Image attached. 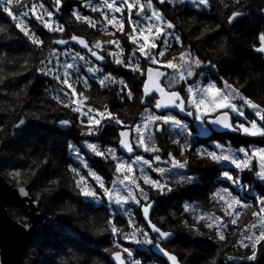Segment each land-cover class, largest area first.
<instances>
[{"label": "snow or ice", "instance_id": "6c2138e0", "mask_svg": "<svg viewBox=\"0 0 264 264\" xmlns=\"http://www.w3.org/2000/svg\"><path fill=\"white\" fill-rule=\"evenodd\" d=\"M171 2L156 0L154 4L153 0L146 3L140 0H97L94 6L93 0H84L83 3L77 0V7L72 11L75 19L95 29L97 23L89 16L81 15L80 9L100 13L106 23L99 30L113 37L90 42L77 34L64 38L66 29L55 19L56 14L62 11L64 0H51L48 6L46 0H39L30 7L22 0H0L15 29L36 50L42 53L45 47L50 49L30 70L49 77L54 83L45 92L51 93L50 99L57 105L74 114L71 120L58 119L57 123L69 129L78 124L80 129L82 139L64 145L65 152L72 153L77 162L76 166L65 165L77 197L101 206L115 205L123 212V217L118 218L104 207V223L98 229L100 234L106 233L110 237L112 247L104 251L109 253L113 264H156L159 257L149 254L153 248L162 255L164 264H186L187 257L168 248L175 233L164 229L165 217L154 222L153 210L158 203L157 197L170 198V194L178 191L173 184L188 185L193 189L199 187L197 180L201 178L188 174L195 171L190 157L206 162V167L211 168L217 177H222L217 184L225 186L213 185L205 199L210 200L223 215L201 211L199 205L186 202L181 206L182 215H190L191 223L188 219H181L180 223L196 235H203L201 229H207L225 247L231 244L232 247L238 245L250 250L249 254L228 259L256 261L258 252H264V146H261L264 145V100L256 102L245 94L244 84L230 82L220 76L217 64L195 54L192 45L185 46L182 36L176 33V24L167 18L161 7H157L166 8ZM191 3L197 9L212 8L211 0H191ZM14 7L27 10L15 15ZM28 17H32L48 33H60L61 37L46 42L37 34L36 27L30 26ZM241 18L242 13L232 11L225 19L235 25L241 22ZM126 23L129 25L127 30ZM109 25L112 31H108ZM2 31L5 29L0 28ZM117 32L123 34L126 44L116 37ZM257 40L254 50L264 55V31L257 34ZM70 42H75L81 50L70 46ZM174 43L181 50L169 57L167 53ZM126 47L130 50L126 51ZM106 60L130 70V78L113 74L114 70L100 63ZM24 68L29 70L27 62ZM261 74L264 78V66ZM132 81H137L136 88L142 91L136 92ZM0 83H3L2 79ZM94 86L106 89L122 102L138 101L142 107L139 119L135 123H125L110 110L108 103L93 106L85 92ZM249 110L253 118L247 114ZM180 113L184 114L183 117ZM188 117L197 122L204 133L211 131V126H216L226 132L258 138L259 143L233 149L228 141L229 147L226 148L225 143L214 136L194 143L189 139L194 130ZM111 125L119 129L118 145L130 154L127 159L117 154V147L106 146L102 141ZM26 126L25 119L18 118L12 127L23 130ZM164 137H167L165 143L168 147L162 148L157 141ZM196 143L200 146L197 147ZM83 149L114 162V171L108 180L94 169ZM141 150L143 154H137ZM41 163L46 164L47 157ZM224 163L232 167L228 170L219 167ZM175 169L187 171L180 174L174 172ZM9 175L21 184L16 189L17 207L24 210L25 202L39 206L40 200H33L30 196L29 189L34 184L22 182L20 170H14ZM32 177L35 181L37 171H33ZM49 183L56 184L58 180H49ZM253 188L255 192L251 202H248L247 193ZM153 192L156 196L151 194ZM240 192L245 195L241 196ZM132 205H135V210ZM246 215L250 216L247 222L242 219ZM120 224L123 226L118 227ZM231 226L236 227L229 231ZM23 227L31 229L32 225L24 224ZM230 237L237 238L233 242ZM125 241L129 243L125 245ZM141 245L148 246L149 252L136 247ZM210 264H217V261L213 259Z\"/></svg>", "mask_w": 264, "mask_h": 264}, {"label": "trees", "instance_id": "16d2710c", "mask_svg": "<svg viewBox=\"0 0 264 264\" xmlns=\"http://www.w3.org/2000/svg\"><path fill=\"white\" fill-rule=\"evenodd\" d=\"M46 3L49 5L50 0H46ZM211 4V9H197L190 5L172 2L166 8L159 5L157 7H161L167 18L172 19L176 24V32L182 36L185 46L192 45L195 54L217 64L220 76L230 82L238 81L240 84H244L245 94L256 102L264 100V78L261 74L264 55L254 50V45L258 43L257 34L264 31V0H211ZM76 7L77 0H64L62 11L56 14L57 22L64 25L66 29L64 38H67V35L77 34L86 37L90 42L94 41L97 36L92 28H89L88 24L82 20L77 21L72 15V11ZM232 11L243 13L240 23L232 25L226 22V16L230 15ZM81 15H87V12L81 11ZM31 22L36 27L37 34L46 42L50 39L60 38L62 35L48 33L34 21ZM0 28L5 29L0 32V79L3 80V83H0V129H2L0 131V171H5L8 169V165L12 164V171L27 170L25 172H31L26 177L21 175L26 179L24 181L30 183L33 181V171H37V175L41 176L42 173L39 172V169L43 168L44 174L41 178L46 183H49V180H58L56 185L71 189L69 184L71 182L66 172L63 173L66 171L65 165L71 163L67 159L63 161V156L53 145L54 142H58L65 131L68 132L75 126L73 124L72 128L62 131L56 125L58 119L71 120L74 114L70 110L64 109L62 105H57L50 99L51 93L45 92V89L54 82L49 77L41 76L30 70L38 59L47 55L50 49L45 47L42 53L36 50L15 29L14 22L3 11L2 3H0ZM202 32L204 35H201ZM198 37L199 39H197ZM107 61L109 63V60ZM26 62L29 65L27 71L24 68ZM123 76L130 78V70L123 71ZM132 83L136 84L137 81H132ZM134 90L138 93L142 91L136 86ZM85 95L89 96L93 106H102L108 103L117 108L120 119L130 123L138 120L139 112L142 109L138 101L118 103L106 89H99L95 86L92 90L86 91ZM18 118H24L26 121L27 126L23 130L12 127L17 123ZM118 130L115 125H111L107 129L108 134L115 139L118 138ZM225 135L230 137L236 133H226ZM33 139H36L38 143L32 144L34 143ZM46 157L47 163L42 164L41 162ZM35 160L38 161L39 169L33 167ZM190 163L195 169L192 174L201 178L197 180L199 187L193 189L188 185L173 184V187L178 188V191L170 194V198L157 197L158 203L153 210L154 222L159 221L160 217H165L164 229L175 233L172 238L173 243L169 244L168 248L189 260L190 256L183 250L184 248L182 251L175 248L177 241L182 238L197 254H202L200 261H204L206 264H210L213 259L217 261V264H225V262L264 264V252H258L256 261L228 259V257H238L249 254V252L246 251L243 254L238 245L232 247L229 244L225 247L218 243L207 229H201L203 235H196L180 223L181 219H188L191 223L190 215H182L183 201L195 202L197 198L205 199L213 185L219 186L217 181H214L217 178L216 173L206 167V162L190 157ZM151 194L156 196L155 192ZM62 195L67 198L70 196L71 204L76 206V203L73 204L76 196L65 193ZM33 198L36 200L35 197ZM38 207H42V201ZM78 213L82 214V223L86 228L95 227L97 230L103 226L102 218L105 214L102 208L82 200L78 207ZM18 217L26 220V217ZM235 227L232 226L230 231ZM66 233L67 238L52 242L51 248L47 245L38 247V251L44 252L43 255L51 254V256H47V260L39 262V264H112L109 253L104 250L96 252L94 249L95 245L100 244L97 238L87 237L84 232L76 228H70ZM98 233L96 236L99 235ZM236 238L230 237L233 242ZM100 247L106 249L112 246L109 243L102 244ZM143 249L140 251L149 252L148 247ZM152 253L151 250L149 254ZM156 263L164 264V260L159 257ZM186 264H188L187 261Z\"/></svg>", "mask_w": 264, "mask_h": 264}, {"label": "rangeland", "instance_id": "374dc122", "mask_svg": "<svg viewBox=\"0 0 264 264\" xmlns=\"http://www.w3.org/2000/svg\"><path fill=\"white\" fill-rule=\"evenodd\" d=\"M39 0H22V3L25 5H28L29 7L33 4V3H38ZM81 3L84 2V0H80ZM141 3H146L147 0H140ZM51 3V0H50ZM153 3L156 4V0H153ZM172 3H177V4H181V5H190L192 7H195L192 5L191 0H172ZM93 4L94 6L97 5V0H93ZM46 6H48V4L46 3ZM27 10L26 8H13V12L15 15H19V12L21 11H25ZM81 11H86L87 12V16H89L93 21H95L97 23V28L92 29L95 32V35L97 36L96 39H111L113 37L111 36H107L105 35L104 32H101L100 26L105 24L106 21L104 20V17L100 14V13H93L90 11V9H81ZM135 9H134V14H133V19H135ZM127 16V13H125V17ZM109 18H111L109 16ZM117 18H119V14H117ZM56 19V18H55ZM27 21L29 22L30 26H33V19L32 17H28ZM35 22V21H34ZM36 23V22H35ZM126 30L128 29L129 25L126 23L125 25ZM112 27L109 25L108 26V31H112ZM178 34V32H176ZM179 35V34H178ZM116 37L120 38L122 41V44H126L127 42L124 40L123 38V34L117 32L116 33ZM95 39V40H96ZM114 47V46H113ZM59 48V47H57ZM62 49V48H60ZM79 50V49H76ZM130 49L126 47V51H129ZM180 50V46L174 43L173 47L171 49H169L167 55L170 56H174L178 54V51ZM106 68L110 69V70H114L113 74H119V76H123V71H127L128 69H124L122 67H119L115 64L112 63H107ZM170 71V70H169ZM125 78H129V76H123ZM133 88L136 86V84L132 83ZM81 89H78V91H80ZM111 94V93H110ZM112 95V94H111ZM112 97L118 102V103H122V101H120L118 98L114 97L112 95ZM116 102V103H117ZM100 104V103H99ZM110 110L115 112L116 114L120 115L117 112V108H114L112 105H109ZM142 111V109H141ZM247 114L249 115L250 118H253V114L249 111H247ZM139 119V117H138ZM122 120V119H121ZM187 120L191 123V127L193 128L194 132H193V136L190 137V140H193V142H203V141H207L209 139L210 136H214V138L216 140H218L219 142L225 143V147H229V144L227 143L228 141L231 142V147L233 149L238 148L239 146H244V145H248V144H252V145H256L259 143L258 140H256L257 138H251V137H247V136H241L239 134L233 135V136H226V135H219L217 133H214L212 130L204 133L201 126L197 123V122H192V118L189 117L187 118ZM124 121V120H123ZM125 123H129L130 122H126ZM135 123V122H133ZM72 128V127H71ZM64 129L67 128H61L60 130L64 131ZM169 131H176L173 129H169ZM82 139L81 135H80V129L78 127V124H75V126L68 132H64L60 138L58 139V142L55 143L53 147L54 148H58L57 150L60 152V154L63 156L62 160H66L69 161L73 166H76L77 162L75 161V157L73 156L72 153L69 152H65L64 150V145L66 142H72V141H76L79 142ZM83 139H87V137H83ZM103 143L106 146H115L117 147V154L118 155H122L125 159L128 158V156H126L125 154H123L119 147H118V138H112L110 134H108V131L106 132V134L103 135L102 138ZM165 141H167V137H164L163 140H159L157 141L158 145L163 147H168V145L165 143ZM34 143L32 144H36L38 143V141H36V139L33 141ZM196 146H200L199 143H196ZM264 146V145H261ZM82 147V145H81ZM101 150L103 151L104 148L102 147ZM169 150H173L169 147ZM84 153H86L87 158L89 159L90 164L94 167L95 170H97L100 174H102L106 180H108V178L111 176L112 171H114V162H111L110 159L109 160H105L103 157H96L94 154L90 153L87 149H83ZM137 154H143L142 150L138 151ZM35 164L33 167H38V161L35 160ZM12 165V164H9ZM8 165V169H6L5 171H0V175L7 181L10 182L11 184H13V186H21V184H18L16 181V178L13 176H10L9 173L12 172V168ZM161 166H166V165H161ZM219 167H221L224 170H228L229 168H231L232 166L224 163L222 165H220ZM43 169V168H40ZM27 170L21 171V174L26 177V175L28 173L31 174V172H25ZM174 172L183 174L184 172H186V169H175L173 170ZM41 176L38 174L36 180L31 181L30 183L34 184V187H32L31 189H29L30 191V196L31 198L34 200L33 197H35L36 199L39 198L40 201H42V207H38L39 212L45 217V221L46 224L44 225L43 229L35 234V236L31 239V244H29L26 249L24 250L23 253V260H24V264H39V262H44L45 260H47V256H51L47 254L43 255L44 252L42 251H38V247H42L44 245L47 246H52V242H57L60 241L62 239H66L67 238V230L70 228H76L79 229L81 232H84V234L87 235V237L90 238H97L98 242L100 244L95 245V250L96 252H101V250L103 251L104 249H102L100 246L102 244H109L110 243V237L105 233V234H101L98 233V229L95 230V227H91V228H86L84 226V224L82 223L83 221V217L81 213H78V207L80 205V202L82 200H84L85 202H90L92 203L94 206H98L100 208H102L103 212H104V207L108 208V211L112 214H114L116 217H123V212L121 210V208H119L118 206L115 205H97L91 201L85 200L83 197H77L76 192L73 189V183L70 179V174L66 172L70 182L69 183L71 185V189H65L62 187H59V185L56 184H50V183H46V181L44 179H42L41 177H43L42 175L44 174L43 170L40 171ZM136 174H139L138 168H137V172ZM189 175H193L192 172H188ZM23 176L21 177V181L23 182L24 179ZM28 176V175H27ZM158 177V174H157ZM154 177V178H157ZM175 178H178L175 177ZM218 179H222V177H217L214 179V181H217ZM251 179V178H250ZM29 182V181H28ZM247 183V182H246ZM179 186H184V185H179ZM225 185H221L219 184L218 187H223ZM237 191H239V189H237ZM255 192V188H253L252 192H248L247 196L249 198L248 202H251V196L253 195V193ZM69 194V195H73L76 196V200H74V203H76L75 205L71 204V197L69 196V198H67L66 196L62 195V194ZM40 195L39 197L37 195ZM241 196H244L245 193L244 192H240ZM193 202L197 205H199V209L201 211H207V212H214L216 215H223L222 212H219L216 208L213 207L212 202H210V200H206V199H201V198H197L194 201H190ZM183 203H186V201ZM78 204V205H77ZM133 209L135 210V205H132ZM80 212V211H79ZM9 213H10V218L14 219L16 221H20L23 223H28L29 222V214L28 212L24 209L21 210L18 207L15 208H10L9 209ZM105 214V212H104ZM18 216H22L23 218L26 217V220L24 221V219H20V217ZM243 220L245 222H247L250 219V216H243L242 217ZM139 219V217H138ZM123 225L120 224L118 225V227H122ZM232 227V226H231ZM230 227V228H231ZM229 228V231H230ZM99 234L96 236V234ZM181 239V240H180ZM179 241H177V245H176V249L178 251H182V248H184L183 250L185 252H188V255L190 256L189 260H187L188 264H206V262L204 261H200L202 254H197L194 249H192L191 247L188 246V243L186 241H183L182 238H180ZM94 240V239H91ZM191 241V240H190ZM125 245H127L129 242L125 241L124 242ZM111 245V244H110ZM112 246V245H111ZM139 250H144L143 248H146L148 246H136ZM241 250L243 251V254L248 251L250 253L249 249H244L241 248ZM241 260V259H239ZM111 262V261H110ZM47 263V262H46ZM158 264V263H156ZM161 264V263H160Z\"/></svg>", "mask_w": 264, "mask_h": 264}, {"label": "water", "instance_id": "95a60500", "mask_svg": "<svg viewBox=\"0 0 264 264\" xmlns=\"http://www.w3.org/2000/svg\"><path fill=\"white\" fill-rule=\"evenodd\" d=\"M70 44L77 46L80 49V46L75 44V42H70ZM56 46L59 48H63V46L61 45ZM107 62L108 61L106 60L100 63L106 65ZM157 112H159V110H157ZM179 115L183 117L184 114L180 113ZM56 125L58 128H65L58 123ZM211 128L216 133H231L226 132L225 130L216 126H211ZM119 149L123 154L129 157L130 154L126 153L120 147ZM18 187L13 186V184L7 182L0 175V264H24V260L22 257L24 250L30 244L33 236L42 229L44 223L46 222L45 217L39 212L38 206L36 204H28L27 202H25L24 209L29 214L28 223H23L10 218L11 216L9 213V209L17 207L19 203L15 198L16 189ZM24 224H31L32 228L25 229L23 227ZM151 250L155 255L161 257L164 260L162 255L156 249L153 248ZM111 263L113 264V261H111ZM225 264L231 263L226 262Z\"/></svg>", "mask_w": 264, "mask_h": 264}, {"label": "bare ground", "instance_id": "6f19581e", "mask_svg": "<svg viewBox=\"0 0 264 264\" xmlns=\"http://www.w3.org/2000/svg\"><path fill=\"white\" fill-rule=\"evenodd\" d=\"M45 224H46V222L44 223V225H45ZM44 225H43V227H44ZM43 227H42V229H43ZM42 229H41V230H42ZM41 230H40V231H41ZM40 231H38L37 233H39ZM37 233H36V234H37ZM34 236H35V235H34ZM34 236H33V237H34ZM31 241H32V240H31ZM30 244H31V242H30Z\"/></svg>", "mask_w": 264, "mask_h": 264}, {"label": "flooded vegetation", "instance_id": "af4514ba", "mask_svg": "<svg viewBox=\"0 0 264 264\" xmlns=\"http://www.w3.org/2000/svg\"><path fill=\"white\" fill-rule=\"evenodd\" d=\"M217 134H219V135H225L226 133H217ZM227 136V135H226ZM231 264H233V263H231Z\"/></svg>", "mask_w": 264, "mask_h": 264}]
</instances>
